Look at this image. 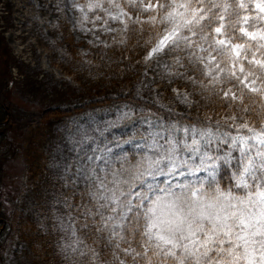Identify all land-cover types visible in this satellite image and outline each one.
<instances>
[{
    "label": "snow or ice",
    "instance_id": "obj_1",
    "mask_svg": "<svg viewBox=\"0 0 264 264\" xmlns=\"http://www.w3.org/2000/svg\"><path fill=\"white\" fill-rule=\"evenodd\" d=\"M72 7L84 19L85 7L102 10L123 25L119 43L142 50L137 97L157 83L155 77L147 79L149 72L162 68L165 91L180 104L227 102L231 111L217 126L230 122L247 130L218 138L208 125L185 127L191 143L174 134L163 143L153 138L137 156L123 147L147 144L132 129L138 119L132 106L124 105V111L113 105L114 112L105 111L114 119L96 127L73 121L69 137L84 153L75 168L77 181H84L81 200L87 198L80 207L101 237L108 233L114 249L111 262L90 249L89 264H126L121 252L133 264H264V0H87L85 5L73 0ZM149 31L155 35L145 38ZM229 169L232 187L225 190L221 179ZM197 173L206 175L201 179ZM177 176L195 177L198 186L174 183ZM137 237L139 247L132 248L130 238Z\"/></svg>",
    "mask_w": 264,
    "mask_h": 264
},
{
    "label": "rangeland",
    "instance_id": "obj_2",
    "mask_svg": "<svg viewBox=\"0 0 264 264\" xmlns=\"http://www.w3.org/2000/svg\"><path fill=\"white\" fill-rule=\"evenodd\" d=\"M76 2L85 5L87 0ZM72 3L73 0H0V106H7L12 121L10 126L0 129L3 134L0 139V202L6 215L0 264H89L90 249L101 253L102 260L112 261L114 249L108 242V233L101 237L91 226L92 218L86 220L84 208L80 207L87 204V198L81 200L84 181L82 177L77 181L75 168L84 153L69 137L75 127L73 121L82 128L96 127L104 119H114V115L105 111L114 112L113 105L124 111H127L124 105L132 106L138 118L132 129L138 130L147 144L123 147L137 156L141 150L147 151L153 138L163 143L164 137L172 138L174 134L177 138L187 136V142L191 143V132L184 133L185 127L208 125L218 138L225 132L233 136L247 134V130L232 127L230 122L217 126L216 121H223L231 111L228 106L199 111L176 101L170 90L165 91L166 82L160 78L162 68L154 67L149 72L147 79L155 77L157 83L137 97L136 89L143 79L142 50L131 61L126 59L128 55L117 59L120 69L126 64L130 65V70L137 69L131 70V75L111 77L106 83L95 86L85 85L89 83L87 66L99 63L100 47L119 43L124 35L120 31L123 25L112 21L99 9L89 11L85 7L88 18L84 19V13L74 9ZM250 15L255 17L254 7ZM97 16L101 19L97 20ZM154 35L149 31L145 38ZM168 62L171 63V59ZM176 87V84L171 86ZM185 90L191 91V88H181ZM129 93L132 99L122 98ZM157 93L160 102H157ZM103 97L112 101L105 105L87 104ZM55 107L69 112L46 120L41 118L43 110ZM145 116L149 122L140 119ZM211 147L215 153L216 141ZM233 155L240 156L238 148L233 150ZM48 173L62 183L64 191L52 214L43 211L36 191L40 177ZM205 175L197 173L201 179ZM189 182L198 186L192 176H177L174 181ZM233 191L242 194L239 189ZM86 222L90 225L88 228L84 227ZM51 232L52 239L45 242L41 236ZM138 240V237L130 238L132 248L139 247ZM81 252L85 255H80ZM118 255L126 264H133L130 256L125 257L122 252Z\"/></svg>",
    "mask_w": 264,
    "mask_h": 264
},
{
    "label": "trees",
    "instance_id": "obj_3",
    "mask_svg": "<svg viewBox=\"0 0 264 264\" xmlns=\"http://www.w3.org/2000/svg\"><path fill=\"white\" fill-rule=\"evenodd\" d=\"M132 44H135V40L132 41ZM101 51V60L98 64L87 66L88 68V82L85 85L89 86H95L99 83H106V79H109L111 77L115 76H129L131 75L130 65L126 64L121 69L119 68L117 64V59L119 57H126L127 55L129 58H126L128 61H131L135 56H138L141 53V49L137 48L135 50L131 49V45L129 47H124L120 43H112L106 46L100 47ZM122 98L125 99H132L131 93L126 94ZM110 101H112L109 97H103L99 100L90 101L87 104H108ZM227 106V102L221 103L219 100H216L215 98L208 100V99H201L200 103L197 107H194L193 110L196 108L201 111L200 109L207 110L210 107L215 108H225ZM81 109V107H78ZM67 110H63L62 108L55 107V108H48L46 110H43L41 113V118L46 120L53 116H62L66 114ZM195 114H199L198 112ZM12 124L11 119L8 115V108L7 106H0V129L4 128L6 126H10ZM3 134L0 130V139L2 138ZM230 169L227 173L222 174L221 179V187L223 188H230L232 187V181L229 179L230 176ZM55 177H52V174H46L40 177L39 182L36 186V191L38 194V201L40 206L43 208V211H46L48 214H52L53 210H55L58 198L63 195V186L62 183H58V181L54 180ZM220 179V177H218ZM50 212V213H49ZM5 213L1 209V202H0V249L3 245V240L5 239V228L3 229V225L5 222ZM37 236H41L40 233H33ZM43 236V237H42ZM41 238L46 242L53 237V232L50 234H43ZM4 238V239H3ZM55 250V249H54Z\"/></svg>",
    "mask_w": 264,
    "mask_h": 264
}]
</instances>
